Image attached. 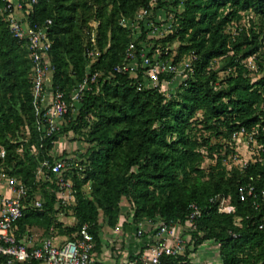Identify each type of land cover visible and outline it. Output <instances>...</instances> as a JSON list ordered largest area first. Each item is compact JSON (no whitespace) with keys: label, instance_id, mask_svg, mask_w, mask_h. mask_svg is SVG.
I'll return each instance as SVG.
<instances>
[{"label":"trees","instance_id":"obj_1","mask_svg":"<svg viewBox=\"0 0 264 264\" xmlns=\"http://www.w3.org/2000/svg\"><path fill=\"white\" fill-rule=\"evenodd\" d=\"M150 1L38 0L28 18L32 23L52 20L53 87L70 95L78 83L97 74L78 113L46 137L33 102V61L27 46L10 33L0 0V143L7 151L8 171L28 187L18 237L27 227L48 235L54 226L57 235L76 239L88 224L96 248L101 218L115 226L123 200L136 223L159 218L183 225L190 205L196 204L202 215L185 255L164 256L162 264L189 261L191 246L196 250L210 241L219 245L222 264H264V0H157L152 17L135 36L122 21L133 19ZM153 20L172 23L166 37L149 39L147 24ZM131 41L152 53L169 51L175 61L195 53L194 73L174 92L140 90L138 79L115 71ZM175 41L180 42L176 50L171 46ZM253 57L262 59L257 80L248 64ZM242 130L254 138L247 168L232 161L240 156L233 136ZM61 133L83 139L87 148L77 156L53 155ZM69 155L78 158L80 167L66 174L75 183V200L65 205L58 186L49 179L38 181L36 173L43 160L53 164ZM46 173L52 177L50 169ZM248 183L258 196L242 200L240 187ZM38 192L40 208L31 204ZM218 196L228 197L235 211L219 212ZM68 217L75 224L63 221ZM7 260L0 256V264Z\"/></svg>","mask_w":264,"mask_h":264},{"label":"built area","instance_id":"obj_2","mask_svg":"<svg viewBox=\"0 0 264 264\" xmlns=\"http://www.w3.org/2000/svg\"><path fill=\"white\" fill-rule=\"evenodd\" d=\"M170 1V0H169ZM3 17L10 33L19 43L25 44L33 61L32 68V94L33 102L37 112L42 116L46 137H52L58 133L66 117L70 114L76 115L79 105L83 100L84 91L90 89L89 83L97 81V74L87 76L77 87L67 95L60 88H54L52 78L54 66L50 57L52 41L50 31L52 20L43 23H32L28 15L33 11L38 0H2ZM158 6L157 0H151L149 5L140 9L130 21H122V25L129 26L135 36H139L141 24L149 21L154 8ZM163 20L158 25L156 21L147 24L152 30L149 32V39L162 31L169 32L172 23ZM94 27L97 23L92 24ZM165 27V28H163ZM164 36V35H160ZM96 31L93 33L95 41ZM151 48L138 49L135 41L128 45L124 61L115 66V71L120 74H130L138 79V88L164 90V84H174L176 81L184 82L194 73V62L198 59L195 53L184 56L181 60L175 61L169 57V51L157 49L151 52ZM96 51H90L91 57L96 56ZM162 76H170L172 80L162 79ZM51 82V83H50ZM234 140L241 143L247 141L249 145L254 142L253 136L246 137L245 131L234 134ZM77 156V155H76ZM75 155L56 159L53 164L45 159L41 162L37 173L39 179H49L58 186V197L62 203L72 204L75 200V183L67 178L66 174L73 167H80L79 160ZM7 151L0 143V184H4L9 191L8 196L0 198V256L7 257L8 264L42 261L44 264H116L113 262L97 260L94 256L95 240L90 231V226L84 224L76 239H70L63 243L56 242L57 229L52 226L50 232L40 242L34 238L28 241L19 238L18 221L23 217L28 197L27 185L15 175H12L6 166ZM232 161L241 168L248 167V159L240 156H233ZM51 170V176L46 173ZM252 183L240 187L242 200L247 197L257 198L258 193ZM264 198V190L261 192ZM219 212L232 213L235 207L231 205L230 199L225 196H218ZM215 199V200H216ZM258 206L257 200L254 201ZM31 204L40 208L42 200L35 197ZM202 215V211L196 204L190 205L187 222L168 223L160 221L155 232V243L145 252L142 257L131 264H162L164 256L179 258L184 256L187 245L191 242V233L196 229V221ZM182 226L183 234L174 235V228ZM142 231L138 233L141 234ZM164 264H193L189 261Z\"/></svg>","mask_w":264,"mask_h":264},{"label":"crops","instance_id":"obj_3","mask_svg":"<svg viewBox=\"0 0 264 264\" xmlns=\"http://www.w3.org/2000/svg\"><path fill=\"white\" fill-rule=\"evenodd\" d=\"M4 195L8 196L9 191L4 184H0V198ZM121 208L122 212L115 226H110L101 218L100 244L97 245L94 251L97 260L116 264H131L140 259L143 253L155 243V232L160 219H144L140 223H136L133 220L131 205L127 200L122 201ZM63 221L68 225L74 223V219L70 217L63 219ZM139 231H142L141 234L138 233ZM184 231L182 226H176L174 235L183 234ZM45 236L43 229L27 227L21 238L28 241L32 237L38 243ZM68 240L65 235L59 234L56 236L57 243L61 244ZM218 248L219 245L214 242L211 243V241L206 242L196 250L191 246L189 260L193 264H218L216 261L217 258H220Z\"/></svg>","mask_w":264,"mask_h":264},{"label":"rangeland","instance_id":"obj_4","mask_svg":"<svg viewBox=\"0 0 264 264\" xmlns=\"http://www.w3.org/2000/svg\"><path fill=\"white\" fill-rule=\"evenodd\" d=\"M165 1H169V0H165ZM158 22H160V21H158ZM163 28H165V27H163ZM168 33L169 32L162 31L161 34L157 33L154 37H159L160 35H164V36H160V37H166L168 35ZM160 39H162V38H160ZM169 45H170V43H169ZM179 45H180L179 41H175V42H173L171 44V46H172V48L174 50H176L179 47ZM262 53H264V47L262 48ZM261 60L262 59H255L253 57L248 63L250 68L254 71V75H252V76L254 77L255 80H257L263 74V72L259 70V65H258V62H260ZM257 70H259L258 73L256 72ZM179 83L180 82L178 81V82H176L174 84H164V91H166L167 93L174 92L179 87ZM86 148H87V143L83 139L73 140V136L71 134L69 135L67 133H61L59 135V140L55 143V146L53 148L52 154L53 155H60L63 152H68V153H75L77 155L78 153H81V152L85 151ZM236 148H237V150L239 152L240 157L242 159L246 158L248 160L253 156V152H254V149H255L254 145L253 146L249 145L247 143V141H245V140H242L241 143L237 144ZM32 151H33V153H36V148L33 147ZM210 164H211V162L209 160H207L204 163V166L208 167ZM36 179H39V174L38 173H36ZM38 181L42 182L43 180L40 179ZM35 197H38V198H40L42 200V195H41L40 192H38ZM74 224H75V221H74ZM216 261H217L218 264H222L220 258H217Z\"/></svg>","mask_w":264,"mask_h":264}]
</instances>
